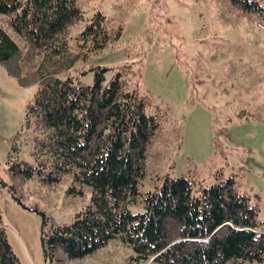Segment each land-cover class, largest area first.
Returning <instances> with one entry per match:
<instances>
[{
  "label": "trees",
  "instance_id": "16d2710c",
  "mask_svg": "<svg viewBox=\"0 0 264 264\" xmlns=\"http://www.w3.org/2000/svg\"><path fill=\"white\" fill-rule=\"evenodd\" d=\"M90 1L0 0V15L21 43L0 27V64L19 85L36 84L12 141L9 170L23 179L35 175L48 182L72 174L91 190V204L70 223L56 224L37 211L42 215L44 256L63 251L69 259H82L116 239L133 251L134 264H264L258 196L242 192L235 174L217 177L205 187L195 172L187 171L175 178L165 175L160 185L139 191L150 153L168 140L169 115L130 86L131 66L121 67L107 82L100 68L91 85L59 77L78 60L114 48L121 37L120 21L95 12L70 46L71 28L83 20ZM215 1L227 14L264 33V0ZM36 56L38 64L23 71ZM226 56L228 50L216 49L210 59ZM258 62L264 66V51L259 50ZM231 69L229 64L224 73H215L220 88L237 97L248 95L244 85L236 84L244 74L234 76ZM239 102L237 114L248 116L249 101ZM27 132L35 165L18 157V144ZM170 133L180 144L181 128ZM138 198L143 211L132 214L129 206ZM0 264H20L1 215Z\"/></svg>",
  "mask_w": 264,
  "mask_h": 264
},
{
  "label": "rangeland",
  "instance_id": "374dc122",
  "mask_svg": "<svg viewBox=\"0 0 264 264\" xmlns=\"http://www.w3.org/2000/svg\"><path fill=\"white\" fill-rule=\"evenodd\" d=\"M95 12L120 21L123 30L117 45L78 60L59 77L91 85L100 68L105 69L107 82L121 67L131 66L130 86L168 111V140L150 153L139 191L160 185L165 175L175 178L187 171L195 172L205 187L217 177L235 174L242 192L258 196V218L264 219V66L258 62L264 33L224 12L215 0H91L84 7L83 20L71 28V47ZM0 27L21 46L3 15ZM260 39L263 42L257 43ZM216 49L228 50L229 56L210 59ZM39 59L34 57L23 71ZM229 64L234 76L244 74L236 84L244 85L248 95L237 97L220 88L215 73H224ZM35 90L36 84L19 85L0 64V215L13 253L20 264H134L133 251L116 239L82 259H69L63 251L44 256L42 215L37 211L56 224L70 223L91 204V190L74 181L72 174L48 182L35 175L23 179L9 170L12 141ZM243 100L249 101L248 116L237 114ZM173 127L181 128L180 144L170 133ZM30 136L27 132L18 144V157L35 165ZM129 211H143L141 198Z\"/></svg>",
  "mask_w": 264,
  "mask_h": 264
}]
</instances>
